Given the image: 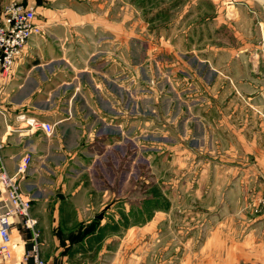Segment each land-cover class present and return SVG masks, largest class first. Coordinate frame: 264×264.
Instances as JSON below:
<instances>
[{"label": "rangeland", "instance_id": "rangeland-1", "mask_svg": "<svg viewBox=\"0 0 264 264\" xmlns=\"http://www.w3.org/2000/svg\"><path fill=\"white\" fill-rule=\"evenodd\" d=\"M131 4L126 18L117 17L126 33L117 34L116 40L117 49L132 46L131 61L124 65L123 52L117 50L109 54L116 74H109L104 84L110 88L116 81L118 97L100 105L96 101L107 114L126 112V128L119 119L102 115L107 122L88 123L93 129L66 132L68 142L59 154L61 160L74 153L79 157L74 164L66 159V169L75 165L70 170L76 174L66 179L63 195L50 193L54 179L50 182L46 173L38 179L43 200L77 203L60 210L58 244L74 248L77 264H240L231 255L236 253L234 242H229V255L222 249L224 225L215 220L222 216L220 189L226 180L217 166L226 152L244 149L225 144L228 131L221 125L228 126V114L243 117L238 133L246 139L255 134L264 138V0ZM188 6L191 12L181 18L183 26H174ZM125 75L126 85L121 81ZM235 75H250L254 82L245 78L234 95L237 83L230 80ZM254 86L261 93L252 96ZM258 95L261 103H253ZM88 100L96 106L95 99ZM56 135L55 128L49 136ZM259 197L263 205L264 194ZM89 202L93 209L87 208ZM188 208L190 213L179 211ZM235 213L229 205L225 216ZM231 228L236 227H229L230 239ZM38 244L47 264L41 234Z\"/></svg>", "mask_w": 264, "mask_h": 264}, {"label": "crops", "instance_id": "crops-1", "mask_svg": "<svg viewBox=\"0 0 264 264\" xmlns=\"http://www.w3.org/2000/svg\"><path fill=\"white\" fill-rule=\"evenodd\" d=\"M11 1L14 0H0V12ZM15 1L36 8L37 21L43 26V34L33 37L25 46L17 65L16 75L8 84L7 93L4 96L3 103L8 109V118L5 119L0 114V139L5 141L3 154L6 167L13 174L20 158L28 149H32L33 159L25 178H23L22 188L32 197L30 215L37 220L36 229L40 232L43 241L42 256L47 264H77L76 260L72 258L75 253L74 248L65 249L58 244V237L61 234L59 225L63 220V217L59 216L60 210L66 211L67 208L77 206V203L66 201V198H62L56 203L53 202V198H50L49 201L45 197L43 200L44 197L38 187V179L43 172L46 173L49 175L50 182L54 179L50 184L52 186L50 193L56 190V193L63 195L66 179L76 174L74 170H70L77 168L75 165L66 169V159H69L68 162L73 161L74 164L79 157H74L76 155L74 153L71 157H65L66 161L64 162L61 160L62 154H59L60 147L68 142L66 132L77 129H93L91 125L88 126V123L107 122V119L102 115L107 116L110 120L113 119L114 122L119 119L118 122L124 123L123 128H126L127 118L124 115L126 112L122 113L120 110L115 111L113 115L107 114L98 105L102 100L110 102L115 93L114 87L118 86L116 81L112 82L110 88L104 84L109 78V74L111 76L116 74L110 68L116 63L113 62L114 59L109 54H114L117 50V53L122 54L123 52L124 65L127 64L126 61H131L132 46L130 45L128 48L127 45H124V49H117L116 40L117 34L125 32L122 31V27H118L117 17L126 18L128 13L130 14L132 0ZM190 7H185L179 13L174 26H183L180 20L182 17H189ZM122 10H124V14ZM100 49H104L103 52ZM233 77H230L231 83H237L236 93L234 94L232 91L234 95L241 92L240 89L245 78L254 82L250 75L242 79H239L237 75ZM126 78L125 75L121 80L124 85H126ZM124 89L126 90L125 87ZM260 90L261 88L258 86L252 90L254 93L251 95L261 93ZM125 95L124 92V98ZM260 97L259 95L253 97V103H261ZM88 98L95 99V105L96 101L99 104L92 105ZM235 98L237 99V97ZM257 105L258 108H261L259 104ZM19 112L55 124L58 137H50L43 130H38L31 135H21L17 131L9 130L8 122V125L13 129L18 126L19 121H17L16 114ZM255 114L260 120L261 113ZM234 115L228 114L225 118L224 122L228 123V126L227 124L221 125L222 131H228L225 144L232 147L235 145L244 146V149L235 154L226 152V155L221 158V163L217 166L220 172L226 173V180L220 189V194L225 201L221 210L222 216L215 220L224 225L220 240L222 249L226 250L227 255L230 251L229 242H234L236 253H231V255L240 259V264H258L260 259H264V228L261 229L264 227V214L255 212V210H264V204H260L258 200L259 195L264 194V138L261 139L255 134V136L246 139L241 132L238 133L239 123L242 120L244 122V119L242 117L241 120L239 116ZM231 121H238V124L234 126L230 124ZM114 126L116 127V125ZM246 126L249 129L253 128L248 122ZM234 130H236L237 137L234 136ZM242 131H246V129L242 128ZM60 135L61 138H59ZM104 139L106 140V138ZM230 150L233 152L232 148ZM47 175H45L46 178ZM93 204L89 202L86 206L88 209H93ZM2 205L3 201L0 198V209H2ZM229 205L235 207L236 213L233 216L230 214L225 216ZM192 208L179 211L190 213ZM209 223L210 225L213 223V218ZM16 225L12 229L14 256L11 264H22V258L32 247L33 235L25 225L21 223L19 226ZM230 226L236 227L235 230L231 228L234 231L233 234L231 233L232 239L229 238Z\"/></svg>", "mask_w": 264, "mask_h": 264}, {"label": "built area", "instance_id": "built-area-1", "mask_svg": "<svg viewBox=\"0 0 264 264\" xmlns=\"http://www.w3.org/2000/svg\"><path fill=\"white\" fill-rule=\"evenodd\" d=\"M42 34L43 26L37 21L34 6L14 0L0 12V114L5 119L8 118V109L3 102L7 86L16 75L17 65L29 40ZM16 118L19 124L15 129L8 125L9 122L7 124L11 131H17L21 135H31L38 130H43L47 135L55 134V124L21 112L16 114ZM4 144L5 141L0 139V198L3 201L0 209V264L12 263L14 256L12 229L20 223L32 231L34 240L21 263L45 264L39 252L40 234L36 229L37 220L30 215L32 197L22 188L23 178L33 159L32 149L24 153L12 174L6 167Z\"/></svg>", "mask_w": 264, "mask_h": 264}]
</instances>
